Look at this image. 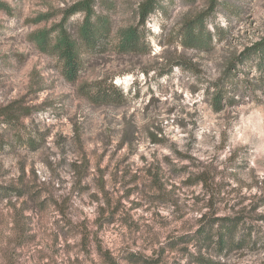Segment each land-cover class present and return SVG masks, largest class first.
<instances>
[{"label":"rangeland","instance_id":"obj_1","mask_svg":"<svg viewBox=\"0 0 264 264\" xmlns=\"http://www.w3.org/2000/svg\"><path fill=\"white\" fill-rule=\"evenodd\" d=\"M0 1L5 4L4 8L0 7V124L7 125L0 130V258L4 259L6 264H19V261L25 257V264L27 262L39 264L42 261H47L48 264H65L64 260H57L61 255L68 257L67 264H81L79 256L76 255L77 250L88 255L93 247L96 248L100 257L95 264H215L210 256L205 258V253L212 254L213 246L219 252H223L226 247L229 248V252L244 248L250 252L264 249V188L260 186L259 181L254 180L252 185L244 183L243 187L247 189V193L241 195L240 189L232 188L228 180L221 178L214 184L210 183L216 171L212 166L206 167L198 174H189L192 158L180 152L175 153L177 157L188 160L189 164L176 167L172 164L171 158L165 155L164 164L170 166L168 173L157 161L143 170V175L138 173L130 180L124 179L129 175L130 167H122V165H126L130 155L136 154V149L133 147L139 133L134 123L136 113L133 112L129 117L123 111L127 104L125 98L122 102L115 104L94 102L82 92L81 87L89 84L87 77L96 75V69H103L110 65L119 68L123 63L139 65L141 58L148 55L149 49L146 44L141 51L134 53H119L110 47L86 53L81 75L76 81H69L63 74V62L53 54L42 52L31 40L30 35L38 29L60 22L64 12L79 0H59L62 5L60 8L54 6L55 0ZM94 2L97 12L110 16L114 32L123 27L126 21L125 13L130 7L128 0H94ZM204 3L207 7L203 11H206L210 7L211 0H204ZM160 8L167 16V9L162 4ZM244 8L245 0H218L216 9L208 17L216 12H223L243 24ZM73 17L75 18L69 19L68 25L71 31L75 32L84 16L78 13ZM188 19L190 18L185 17V22ZM252 23L255 24V21ZM183 26L184 24L171 39L172 43L179 44L182 56L177 58L169 53L168 64H183L186 71L199 75L204 69L193 64L192 59L201 52H210L211 48L210 46L190 47L182 43L180 31ZM226 36L227 33L223 32L221 40ZM244 36H248L247 29L244 31ZM259 44L262 45L259 46ZM160 46L163 48V43ZM262 46L264 49V38L254 42L249 41V46L244 48L240 56L233 57L228 62L224 76L203 90L205 103L213 109L214 113L222 109V102L228 92L235 90L240 83V76L244 77V82L249 88L253 90L264 88V50L261 64L260 57L253 52L254 49L258 51ZM185 49L186 52L183 51ZM108 53L112 55H107ZM156 63L159 64L160 61ZM253 68L259 76L248 80ZM170 73L171 68L166 66L159 74ZM145 76L147 77L146 70ZM106 79L105 76L101 80ZM213 89L216 91L213 92ZM190 91L195 95L198 90L193 88ZM220 91L222 96L219 108L214 98ZM151 92L152 89L149 88V94ZM45 93L48 95H44ZM49 96L52 98L50 99ZM136 98L140 99L139 90ZM158 103L159 98L150 95L148 104L145 105V114L153 104L158 105ZM227 103L231 105L234 101L228 98ZM48 107L54 110L55 124H49L41 131V124L34 119L30 120L32 125L30 129L21 123V117L28 119L32 113L43 111ZM118 110L120 120L125 122L124 134L115 141L116 150L109 152L108 145L113 143V137L119 131L112 127L118 121L111 113ZM168 111L172 112L174 109ZM93 132L96 138L100 139L103 147L98 157L95 150L90 153L83 151L85 139L92 142V136L89 134ZM148 136L152 143L162 145L166 143L163 138H157L152 132H148ZM48 139L53 140L62 157L55 168L48 159V152L51 149V146L47 145ZM125 145L128 146V155L117 160L113 166L112 161L116 159L119 152L124 150ZM19 149H23V156L16 166L19 175L7 179L11 176L12 168L5 169L4 161L15 156ZM37 152H41V155L37 160H33L32 156ZM69 154L79 155L82 163L69 164L67 160ZM239 154V152L233 153L227 159L232 166L242 171L248 166V160L245 158L241 163H235ZM244 155L246 157L248 154L245 152ZM105 158L109 163L100 168L99 165ZM140 159L146 160V157L141 155ZM37 162L48 167L52 177L60 181L59 189L51 181L39 183L40 174L34 167ZM253 163L256 162L253 161ZM202 165L203 162H201ZM93 166L99 173V179L94 180L99 188L103 189L105 184L103 177L108 174L113 182L119 181L123 189L122 195L117 190L115 199L109 193H104L107 207L98 208L100 215L93 221L95 232L90 230L87 218L77 220L76 223H73L70 218L79 213V209L74 205L73 197L83 202V194L90 190V185H81V180L90 174ZM70 169L75 171L77 179L70 193L64 195L63 185L67 181L62 179L61 173L67 174ZM181 175L185 178L180 180L179 184H171L170 177L178 178ZM225 175L238 179L235 172L229 173L225 170ZM165 184L169 185L171 191H165ZM252 187L257 189L256 192H251ZM152 188L158 191L149 196L148 190ZM188 189L196 193L191 195V201L196 206L192 208V211L197 212L198 215L191 222L184 220V215L187 213L176 216V222L179 223L180 229H183L181 235L173 234L180 229L169 230L168 224L162 222L160 226L164 229V233L161 244L160 239L155 236L149 239L147 233L151 229L142 223L147 219L146 216L141 215L138 220L132 219V213L136 209H144L145 212L150 210L144 208L143 200L135 199L137 195L152 203H171L175 211L179 213L180 196L176 193L178 190ZM42 196L43 199H41ZM97 199L95 193L90 196V200ZM124 200H128L131 205L127 211H124ZM26 212L29 214L25 215ZM156 215L158 213L154 212L153 216ZM224 219L226 222L233 221L231 223L236 225V231L235 237L231 238L229 243L221 245L218 244L216 235ZM9 222L15 229L16 235L8 241L12 244L14 240V247L4 253L2 237ZM117 223H122L132 232L139 234L131 239L132 246H136L141 240L147 241V250L151 252V256L146 259L143 251L132 252L128 250L127 245L122 244V250L118 253L119 262H117L112 257L111 250L105 251L101 247L97 233L104 231L105 228L111 230ZM76 236L80 237L78 243L75 241ZM61 240L66 241L62 248L57 246ZM190 244L197 248L199 255L193 256L189 253L188 245ZM17 249L23 251L17 252ZM32 249L36 251L33 252Z\"/></svg>","mask_w":264,"mask_h":264},{"label":"clouds","instance_id":"obj_2","mask_svg":"<svg viewBox=\"0 0 264 264\" xmlns=\"http://www.w3.org/2000/svg\"><path fill=\"white\" fill-rule=\"evenodd\" d=\"M141 2L142 0H128L130 7L128 12L125 13L126 21L123 27L127 29L139 25V32L142 33L141 43L148 46V55L141 58L139 65L123 63L120 64L119 68H116L115 65H110L103 69H96V75L87 77L89 84H92L94 80H101L106 76L105 86L121 94L127 101L123 109L127 116L131 117L133 112L136 113L134 123L139 129L133 145L136 149V154L130 155L126 165H122V167H130L129 175L124 179L130 180L133 175L138 173L143 175V170L154 165L157 161L160 162L164 171L168 173L170 166L164 164L163 157L165 155L171 158L172 164L176 167L189 164L188 160L177 157L175 153L180 152L192 158V164H189V174H198L206 167L212 166L216 171L214 179L210 183L214 184L221 178L228 180L232 188L240 189L241 195L247 193V189L243 187L244 183L252 185L253 181L256 180L264 188V88L253 90L244 82V77L240 76V83L235 90L228 92L222 102V109L216 113L205 103L203 91L224 76L228 62L233 57H239L244 48L249 46V41L254 42L259 38H264V0H245L244 13H242L243 24L223 12H216L213 16L205 18L203 35L205 39L210 36L209 46L211 51L201 52L192 59L193 64L204 69L199 75L186 71L183 64L173 63L169 65L168 54L171 53L177 58L182 56L179 44L172 43L171 39L175 37L177 31L184 24L185 17L192 18L198 12L206 9L207 5L204 0H159V3L167 9L168 15L165 16L164 11L157 7L155 11L148 12L143 24H140L139 15ZM54 6L56 8L62 7L59 0H55ZM72 18L74 19L75 17ZM252 21H255V24ZM218 29L227 33L223 40L220 38ZM245 29L248 31V36H244ZM194 31L197 35L201 34L199 27L195 28ZM113 43H116V41ZM161 43L164 45L163 48L160 46ZM183 51L186 52L187 50ZM107 55L112 54L108 53ZM113 59H115V56H113ZM157 61H160V63L157 64ZM166 66L171 68V73L160 75L159 73ZM145 70L147 71V77L145 76ZM258 76V72L253 68L248 80H252L253 77L258 78ZM149 88L152 89L151 94H149ZM193 88L198 90L195 95L190 91ZM138 90L140 99L136 98ZM91 91L94 94L96 89L93 87ZM215 91L216 89H213V92ZM44 95L48 94L45 93ZM150 95L158 97L159 103L158 105L153 104L145 114V105L148 104ZM49 98L51 99L52 97L49 96ZM228 98H231L234 103L229 105L227 103ZM56 106L58 107L59 105L57 104ZM169 109H174V111L169 112ZM69 114L71 115L72 112L70 111ZM111 115L115 116L118 121L112 127L117 128L119 131L113 137V143L108 145L109 152L116 150L115 141L123 136L125 128V122L119 118V110L111 113ZM32 119L41 124V131L49 124L56 123L52 107L34 112L28 119L21 117V123L30 129L32 127L30 120ZM4 127H7V125L0 124V130ZM148 132L154 133L157 138H163L166 143L163 145L152 143ZM33 135L35 134L33 133ZM89 135L92 136V142H88L85 139L83 151L90 153L95 150V154L98 157L100 152L103 151L100 139L96 138L94 132ZM47 145L51 146L48 152V159L51 161L52 167L55 168L62 158L60 150L51 139L47 140ZM237 152L240 154L237 155L235 163H241L245 158L248 160V166L242 171L237 170L227 159ZM245 152L248 154L246 157L244 155ZM40 155L41 152H37L32 156V159L37 160ZM125 155H128L127 145H125L123 151L118 153L116 159L112 161V165L114 166L116 161ZM141 155L146 157V160H141ZM22 156L23 149H19L15 156L4 161L3 167L5 169L12 168L11 176L7 179H12L19 175L16 166ZM67 160L69 164L72 162L82 163L81 158L77 154H69ZM253 161L256 163H253ZM201 162H203L202 166ZM108 163L109 161L105 158L99 167L103 168ZM193 165H196V167H193ZM34 167L36 172L40 174L39 183L43 184L51 181L57 189L61 187L60 181L52 177L48 167L43 163L37 162ZM225 170L229 173L235 172L238 179L225 175ZM61 177L67 181L63 185V191L64 195H68L77 179L75 171L70 169L67 174L62 172ZM170 178L171 184L175 185L179 184L180 180L184 179L185 176ZM95 179H99V173L96 172V168L93 166L90 169V174L81 180V185H90V190L83 194V202L73 197L74 205L79 209V213L70 217L73 223L87 218L89 228L93 232L96 230L93 221L100 215L98 208L107 207L104 193H109L113 199H115L118 192L120 195L123 194L120 182H113L108 174L103 177L105 180L103 189L95 184ZM256 190L255 187L251 188V192H256ZM157 191V189L152 188L148 190V195L156 194ZM165 191H171L168 184H165ZM196 191L198 192L199 190L197 189ZM93 193L98 198L97 200H90V196ZM195 194L191 189L177 191L176 195L180 196L179 213L175 211L171 203H152L137 195L135 199L143 200L144 208L150 210L145 212L144 209H136L132 213V219L138 220L141 215L146 216L147 219L142 221V223L151 229L147 233L149 239L155 236L160 239L162 244L164 233V229L160 226L162 222L168 224L169 230L180 229V225L175 219L177 215L187 213L184 215V220L188 222L193 221L198 215L197 212L192 211V208L196 206L192 204L191 195ZM186 197L187 199H185ZM43 198L42 196L41 199ZM123 204L124 211L131 207L128 200H124ZM154 212L158 213V215L153 216ZM28 214L27 212L25 213V215ZM182 233L183 229H180L173 234L181 235ZM15 235L16 231L12 227L11 222H9L4 229L2 237L4 253L14 247V240L12 244H9L8 241L9 238H14ZM97 235L101 247L105 251L111 250V255L117 262H119L118 253L122 250V244L127 245L129 251H143L146 259L151 256V252L147 250V241L141 240L136 246L131 245V239L139 234L132 232L122 223L115 224L111 230L105 228L104 231L98 232ZM79 240L80 237L76 236L75 241L78 243ZM65 242L61 240L57 246L62 248ZM68 242L70 243L71 241ZM152 246L154 247L155 245ZM188 250L193 256L199 255L197 248L191 244L188 245ZM20 251L23 250L17 249V252ZM32 251L34 252L36 249H32ZM76 255L79 256L81 264H95L100 259L94 247L88 255L79 250H77ZM209 256L215 264H253V262L262 264L264 262V249L250 252L247 248H244L239 251L229 252V248L226 247L223 252H219L213 246L212 254L205 253L206 259ZM57 260H64L65 264H67L68 257L61 255ZM25 261L26 257L20 260L19 264H25ZM0 264H6V261L0 258ZM27 264H33V262H27ZM39 264H48V262L42 261Z\"/></svg>","mask_w":264,"mask_h":264},{"label":"trees","instance_id":"obj_3","mask_svg":"<svg viewBox=\"0 0 264 264\" xmlns=\"http://www.w3.org/2000/svg\"><path fill=\"white\" fill-rule=\"evenodd\" d=\"M218 0H211L208 10L196 15L194 18L188 19L181 28L182 43L190 47L201 48L209 46V40L204 38V20L216 9ZM0 7L5 4L0 1ZM157 7H161L159 0H143L139 7L140 22L143 24L149 11H155ZM82 13L84 18L75 32L71 31L68 21L74 15ZM199 27L201 34L197 35L194 31ZM220 38L223 30L218 29ZM31 40L37 47L45 53L57 56L63 62V74L69 81H76L81 75L85 65L86 53L101 51L110 47L119 53H134L143 49L144 44L141 43L142 33L139 32V26L119 28L116 32L113 30V22L109 15L97 12L94 0H79L70 6L65 12L60 22L50 27L38 29L31 33ZM116 41V43H113ZM262 44H259V46ZM263 46L254 49L256 55L260 57ZM95 88L93 94L91 89ZM85 93L94 102L104 103H120L124 97L118 92L112 91L105 86V80L94 81L92 84H85L81 87ZM222 91L216 94L215 103L220 108V100ZM7 189V188H6ZM222 220L217 230L218 244L226 245L231 238L235 237L236 225L233 221ZM209 238V236H207Z\"/></svg>","mask_w":264,"mask_h":264}]
</instances>
